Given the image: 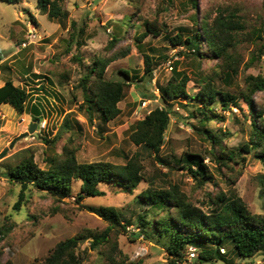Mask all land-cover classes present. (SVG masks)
Listing matches in <instances>:
<instances>
[{
    "label": "rangeland",
    "instance_id": "374dc122",
    "mask_svg": "<svg viewBox=\"0 0 264 264\" xmlns=\"http://www.w3.org/2000/svg\"><path fill=\"white\" fill-rule=\"evenodd\" d=\"M197 2V6L192 7L188 0H66V14L51 18L37 6V0H21L17 4L0 0V86L5 80L13 79L15 84L25 87L32 95L29 107L35 103L39 110L37 115L42 117L38 120L34 113H19L9 104L0 105V154L7 150L5 156L0 157V227L5 223L14 224L10 234L0 240V264L8 259L13 264H41L57 243L77 234L88 237L79 249L83 264H108L99 252L100 246L97 249H89V246L93 235L107 228L109 222L82 204L112 206L119 211L127 228L126 231L119 229L117 239L119 248L129 260L140 261V264H169L168 253L157 237H145L139 224L138 216L146 205L138 195L149 187L178 184L196 205L205 209L209 206L210 194L214 198L220 191L228 195L236 194L252 213H264V164L252 152L245 154L247 162L239 175L233 173V180L228 181L207 154L204 160L210 165L218 185L214 181L200 184L188 170H169L168 166L151 156L149 149L136 145L129 138L133 123L143 119L154 108L164 107L158 86L171 79V67L176 61H179L177 68L187 71L191 78L186 85L190 95L200 90L202 84L197 78L200 76L214 74L213 84L240 95V88L245 85L248 75H264V54L255 61L251 60L256 46L252 41L239 43L235 49L238 73L234 82L229 84L217 77L221 68L216 60H205L200 72L191 60L179 54L183 46L174 45L169 38L178 32L183 36L192 33L193 13L213 20L219 7L225 5L242 14L250 25L258 26L264 22V0ZM131 16L130 24L121 23ZM145 20L166 23L168 30L156 37L153 34L146 36L140 49L136 39L145 30ZM117 28H122L123 37L112 45L110 41ZM82 29L83 32H80ZM260 43H264V39ZM145 53L154 55L155 59L152 82L131 81L126 97L119 103L121 113L114 120L102 122L96 114L91 120L84 108L80 80L94 60L118 54L119 57L106 67L105 77L123 78L121 69L126 68L131 69L135 79L136 76L141 78L144 73ZM163 53L167 60L159 56ZM76 55L83 60H75ZM169 61H172L170 65ZM253 97V107L264 106V91ZM201 103L197 98L183 97L174 101L173 106L167 104L172 112L160 155L170 163L187 151L205 155L206 149L211 147L197 127L202 115L192 114ZM239 103L240 106L230 104L228 109L217 104L219 116L208 123L224 144L234 149L249 141L251 135L249 107L242 97ZM66 119L73 128L65 125ZM33 123L37 126L35 132L30 133ZM68 144L77 148L76 156L80 162L125 164L124 155H138L144 165L143 180L133 192L102 184L100 188L105 191L104 195L86 197L81 203L76 201L80 182L74 183L71 196L60 200L32 187L26 191L21 208L15 209L20 185L4 175L5 167L18 161L26 149L34 153L41 167H46L47 158L54 153H62ZM112 235L115 236V232H111ZM230 247V244L224 247L228 258L232 257ZM83 251L87 253L83 255ZM262 256L257 255L255 257L259 259L242 260L237 264H264ZM220 263L225 264L223 261Z\"/></svg>",
    "mask_w": 264,
    "mask_h": 264
},
{
    "label": "trees",
    "instance_id": "16d2710c",
    "mask_svg": "<svg viewBox=\"0 0 264 264\" xmlns=\"http://www.w3.org/2000/svg\"><path fill=\"white\" fill-rule=\"evenodd\" d=\"M9 4H17L21 0H1ZM198 0H188V4L196 7ZM66 0H37V6L51 18L61 17L66 14L64 5ZM226 7H219L213 20L207 16L193 13L191 34L177 33L169 37L174 45L183 46L179 54L184 59L191 60L201 72V65L205 60H216L221 68L217 77L232 84L234 76L238 73L237 58L234 54L239 43L252 41L256 44L251 60L255 61L263 53L264 43L258 44L264 39V22L250 25L239 12ZM132 16L121 21L130 24ZM166 23L158 20H145L144 32L137 36L138 47L141 49L142 39L149 34L155 37L167 31ZM118 26V24H115ZM133 26V24L131 25ZM83 32V29L80 31ZM110 43L117 44L123 37L122 28H117ZM125 54V53H124ZM144 73L141 78L133 79L131 69H121L123 78H106V67L118 54L107 57H98L94 60L89 71L81 78L80 86L84 91L85 111L92 120L95 114L102 122L114 120L121 113L119 103L126 97L131 81L152 82L154 77V55L145 53ZM161 58L167 60L165 54ZM75 60H83L80 55ZM173 64V73L165 85H159L160 98L164 107H156L143 119L137 120L130 126L129 138L136 145H144L161 164L168 169H186L200 184L214 181V173L210 165L205 162V156L209 154L216 164V169L226 177L233 180V173L239 175V171L247 162L246 153H253L264 164V106L253 107L254 95L264 91V75L250 74L245 78V85L240 88V95L227 88H220L213 84V76L197 77L202 84L200 90L190 95L186 85L191 79L187 71L179 70L178 63ZM36 75V74H35ZM40 78V77H38ZM40 86V85H39ZM195 96V97H194ZM31 92L25 87L15 84L13 79H7L0 86V105L9 104L19 113L30 112L38 120H42L37 113V106L29 103ZM197 98L202 103L194 108L192 114L202 115L198 120L200 135L211 143L206 149V154L187 151L174 164L160 155L165 145V132L170 124L174 101L179 98ZM242 97L249 107L251 118L250 139L244 142L240 148H229L214 129L208 126L211 119L219 116L216 105L226 109L230 104L240 106L239 98ZM83 102V103H84ZM95 106V108H94ZM96 109L99 113L94 112ZM223 117V116H221ZM65 125L73 128L72 123L66 119ZM2 121L0 120V127ZM77 148L66 145L62 153H54L46 161V167H41L35 160V155L29 149L24 151L22 157L5 167L4 175L12 182L20 185L18 200L14 208L19 210L26 191L35 187L40 191H46L55 199L60 200L73 194V185L80 182L76 201L81 203L89 196L104 195L100 188L102 184L119 186L127 192H133L143 180L144 165L138 155H124L125 164H116L110 161L80 162L76 156ZM209 196L207 209L196 205L191 196L183 191L178 184L164 187H149L142 191L138 198L146 205L138 216L139 224L144 236L157 237V241L168 253L169 264H185V255L190 246L198 249V261L220 262L225 264H237L239 261L263 255L264 257V213H252L246 203L236 194L228 195L220 191L215 198ZM89 211L96 213L109 222L107 228L95 233L90 241L89 249H97L105 256L108 264H140V261L129 260V257L119 248L118 234L120 228L126 231V223L122 222L119 211L112 206L84 205ZM14 224L5 223L0 227V240L10 231ZM115 232V236H111ZM88 237L77 234L60 241L45 257L41 264H83V256L79 252L80 245ZM230 244L231 258L227 253H221V248ZM226 251V250H225ZM87 251H83L85 255ZM3 264H13L8 259Z\"/></svg>",
    "mask_w": 264,
    "mask_h": 264
},
{
    "label": "built area",
    "instance_id": "2783aa9c",
    "mask_svg": "<svg viewBox=\"0 0 264 264\" xmlns=\"http://www.w3.org/2000/svg\"><path fill=\"white\" fill-rule=\"evenodd\" d=\"M171 61L168 62L170 65ZM172 68V67H171ZM222 252H225L224 248H221ZM198 250L195 246H190L187 252V256L185 259L186 264H210V263H201L198 260ZM241 264H247V263H241Z\"/></svg>",
    "mask_w": 264,
    "mask_h": 264
},
{
    "label": "water",
    "instance_id": "95a60500",
    "mask_svg": "<svg viewBox=\"0 0 264 264\" xmlns=\"http://www.w3.org/2000/svg\"><path fill=\"white\" fill-rule=\"evenodd\" d=\"M36 126H37V123H33V124H31V126H30V128H29V132H30V133H34V132H35V128H36ZM25 134H27V133H25ZM14 142H15V141H14ZM14 142L12 143L11 146H13ZM6 152H7V150H5L4 152H2V153L0 154V157L5 156Z\"/></svg>",
    "mask_w": 264,
    "mask_h": 264
},
{
    "label": "clouds",
    "instance_id": "9594fccd",
    "mask_svg": "<svg viewBox=\"0 0 264 264\" xmlns=\"http://www.w3.org/2000/svg\"><path fill=\"white\" fill-rule=\"evenodd\" d=\"M172 62V61H171ZM171 64V63H170ZM173 68V67H172ZM198 250V249H197ZM225 253V252H223ZM185 263V262H184ZM206 263H210V264H219V262H214V263H211V262H206ZM186 264V263H185ZM221 264V263H220Z\"/></svg>",
    "mask_w": 264,
    "mask_h": 264
}]
</instances>
